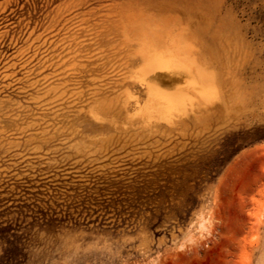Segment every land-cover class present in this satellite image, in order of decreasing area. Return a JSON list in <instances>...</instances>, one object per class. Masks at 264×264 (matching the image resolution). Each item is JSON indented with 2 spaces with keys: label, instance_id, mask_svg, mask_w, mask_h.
I'll list each match as a JSON object with an SVG mask.
<instances>
[{
  "label": "rangeland",
  "instance_id": "374dc122",
  "mask_svg": "<svg viewBox=\"0 0 264 264\" xmlns=\"http://www.w3.org/2000/svg\"><path fill=\"white\" fill-rule=\"evenodd\" d=\"M149 263L264 264V0H0V264Z\"/></svg>",
  "mask_w": 264,
  "mask_h": 264
},
{
  "label": "bare ground",
  "instance_id": "6f19581e",
  "mask_svg": "<svg viewBox=\"0 0 264 264\" xmlns=\"http://www.w3.org/2000/svg\"><path fill=\"white\" fill-rule=\"evenodd\" d=\"M169 56H170V60H171L170 62H171V64H173L172 67H168L169 63L166 62V61H163L161 59V57H159L158 55L153 56V58H152L153 59V61H152L153 62V67L150 66L151 69L147 70V71H149V73L148 74L146 73L148 75L146 78H150L152 76L156 80H160V79L162 80V78L164 79L165 77H168L170 80L175 78V79H180L182 81V79H184L186 77L188 78L190 76L195 75V73L193 72L192 66L197 65V64L194 62L195 64L191 65V63L188 60L190 57L188 58L185 55L180 54V53L175 52V51H170L169 52ZM148 57H151V56H148ZM192 61H193V59H192ZM152 62H150V63H152ZM166 64H168V65H166ZM164 74H165V77L163 76ZM168 78H166V80ZM206 79H208V78H206ZM170 96H172V95L162 94V93H159V92L156 95V97L159 100H161L164 103L168 104L169 105L168 107H170V105L173 106L174 104L178 103L177 100H172L170 98ZM160 105H162V104L160 103ZM203 222H201L199 224L198 228H197V230L200 233V237L203 236V233H204V230H205V227H204L205 224Z\"/></svg>",
  "mask_w": 264,
  "mask_h": 264
}]
</instances>
